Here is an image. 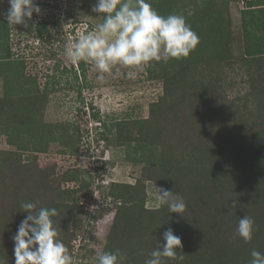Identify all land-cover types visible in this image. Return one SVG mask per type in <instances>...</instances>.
Returning a JSON list of instances; mask_svg holds the SVG:
<instances>
[{"label":"rangeland","instance_id":"obj_1","mask_svg":"<svg viewBox=\"0 0 264 264\" xmlns=\"http://www.w3.org/2000/svg\"><path fill=\"white\" fill-rule=\"evenodd\" d=\"M36 2L42 13L28 28L9 25L0 3L3 264H15L22 202L58 210L54 226L74 264L117 249L124 264H145L169 228L182 238L180 264H250L252 250L264 254V0H150L162 15H185L199 43L135 79L63 56L69 38L102 22L96 0ZM157 186L182 196L185 212L159 205ZM246 214L251 241L230 239Z\"/></svg>","mask_w":264,"mask_h":264},{"label":"clouds","instance_id":"obj_2","mask_svg":"<svg viewBox=\"0 0 264 264\" xmlns=\"http://www.w3.org/2000/svg\"><path fill=\"white\" fill-rule=\"evenodd\" d=\"M3 0H0L2 3ZM9 7L5 18L9 25L29 27L33 14L42 13L36 0H7ZM92 12L99 14L101 23L92 31L69 38L63 56L75 64L80 61L94 64L100 73H110L115 66L130 69L128 79H135L137 71L151 62L167 63L171 59L188 57L199 43L198 34L187 22L185 15L160 14L150 0H96ZM34 28V26H33ZM154 199L168 207L171 213L183 214L187 204L182 196L165 188H156ZM232 207L238 202L233 200ZM21 210L27 215L20 222L12 239L15 264H74V257L59 239L53 217L55 207H38V202H22ZM255 221L244 215L238 221L235 234L250 242ZM164 243L148 253L145 264H166L171 259L180 264L185 257L182 238L169 228L163 233ZM250 264H264V254L251 251ZM126 256L119 249L97 251L96 264H124ZM0 264L3 261L0 260Z\"/></svg>","mask_w":264,"mask_h":264},{"label":"trees","instance_id":"obj_3","mask_svg":"<svg viewBox=\"0 0 264 264\" xmlns=\"http://www.w3.org/2000/svg\"><path fill=\"white\" fill-rule=\"evenodd\" d=\"M86 67L84 66L83 67V69H82V72L83 73H85V69ZM84 85H87V84H84ZM83 84L82 85H79L78 86V88H79V95L80 94H82V92H83V89H85V86H84ZM87 87H88V85H87ZM79 101V100H78ZM80 102V101H79ZM85 104H87V106H88V102L87 103H84V105ZM84 105H80V106H77V109H79V110H77V114L75 115V116H77V118H78V115L80 114V111H82V109L83 110H85L84 109ZM90 106L91 107H93V105L92 104H90ZM88 108H89V106H88ZM94 108V107H93ZM79 113V114H78ZM98 113V112H97ZM97 113H95L94 114V116L96 117V115H97ZM97 132V134L95 135L94 134V139L93 138H91V139H89V138H85V140L82 142V144H83V146L85 147V149L86 150H90V149H92V147H93V142H97L98 140H99V137H100V134H101V132L100 131H96ZM103 167V165L101 166V168ZM97 169L98 168H95V172L96 173H98L97 172ZM103 169V168H102Z\"/></svg>","mask_w":264,"mask_h":264}]
</instances>
